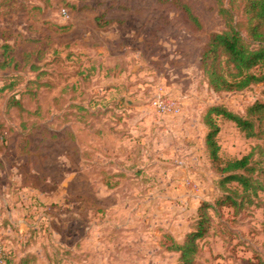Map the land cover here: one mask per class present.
<instances>
[{
    "label": "rangeland",
    "instance_id": "obj_1",
    "mask_svg": "<svg viewBox=\"0 0 264 264\" xmlns=\"http://www.w3.org/2000/svg\"><path fill=\"white\" fill-rule=\"evenodd\" d=\"M162 1L0 0V221L10 214L34 224L22 235L21 248L28 242L39 253L28 264H180L166 248L218 196L205 115L212 107L244 115L264 86L214 93L201 64L210 35L225 30L214 1L181 0L201 28ZM99 16L105 28L95 26ZM116 76L121 91L104 92ZM160 96L176 110L157 111ZM118 99L130 112L109 107ZM216 123L223 159L255 144L233 122ZM107 169L125 176L110 178L118 183L110 191ZM101 202L116 224L109 233H125L115 252L97 247L105 225L78 208ZM263 229L258 218L215 217L196 264H264ZM80 239L87 257L72 249Z\"/></svg>",
    "mask_w": 264,
    "mask_h": 264
},
{
    "label": "trees",
    "instance_id": "obj_2",
    "mask_svg": "<svg viewBox=\"0 0 264 264\" xmlns=\"http://www.w3.org/2000/svg\"><path fill=\"white\" fill-rule=\"evenodd\" d=\"M213 1L219 16L225 21V30L210 35L201 53V64L209 88L214 93H229L241 92L256 85L264 86V0H242L239 15L235 13L233 6L237 3L236 0H228L229 4L227 0ZM162 3L173 4L181 11L184 24L193 23L201 28L192 9L181 0H163ZM103 19V16L96 18L97 28H105L109 23ZM69 28L63 27L62 30ZM108 88L110 87L106 85L102 87L104 91ZM262 95L263 99L248 107L244 115H236L223 107H212L205 115L204 123L209 129L205 148L210 169L216 177L214 184L218 196L203 203L196 228L181 243L174 242L166 248L167 252L178 254L180 264H196L198 241L209 233L215 217H225L228 212L232 218L243 215L253 220L258 218L264 228V91ZM109 105L115 111L119 108L121 113L127 112L126 109L129 108L124 100ZM97 107L100 108L99 105ZM108 113L112 117V112ZM216 117L233 122L246 139L254 140L255 144L249 152L240 158L223 159L220 156L221 147L217 141L220 129ZM85 155L88 162L87 153H83L82 158ZM132 157L133 152H130L129 161ZM111 171L107 169L102 178L103 186L109 190L118 186V183H110V178L116 180L125 177L120 171ZM103 205L101 203L96 207L105 212ZM114 239L117 240V237ZM34 257L27 255L23 261L28 264V259L33 260Z\"/></svg>",
    "mask_w": 264,
    "mask_h": 264
},
{
    "label": "crops",
    "instance_id": "obj_3",
    "mask_svg": "<svg viewBox=\"0 0 264 264\" xmlns=\"http://www.w3.org/2000/svg\"><path fill=\"white\" fill-rule=\"evenodd\" d=\"M118 77L116 76V78L114 80H108L106 82V87H110L107 90H103L104 92H111V91H121V84H124V82H118ZM113 83V81H115ZM101 90V92H103ZM119 101L122 99H118ZM127 103H131L128 100H126ZM131 108H127V112H130ZM120 109L118 108L117 111H119ZM122 111V110H120ZM125 115V114H124ZM129 155L130 153H128V156H126V158L124 159L123 162L128 161L129 164ZM112 165L110 163L111 169L115 170L116 168H112ZM103 188L107 191H110L109 189H107L106 187L103 186ZM102 203V202H101ZM103 204V203H102ZM78 208L80 209L79 211H83L86 212L87 214L89 213V221L90 222H95V223H101L104 224L105 227H103L102 229V233L99 235L98 240L96 239V244L97 247L99 248H105L108 249V247H110V249H112V251L115 252L116 248H122L121 244V240H123L122 236L124 232L118 231L116 229V231H118L116 234L117 240L113 239L115 237L112 236L111 233H109V231L111 232L112 229L115 228V222L111 219L112 217L110 215H108V212L111 208H106L105 212H102L101 210H98V206L91 208L88 207V205L84 204V203H80L78 204ZM83 209V210H82ZM102 212V213H101ZM103 213H106V215H104ZM100 214L104 215V216H100ZM111 220H110V219ZM102 219V220H101ZM16 219H12V216L10 214H8L7 219H1L0 221V234H1V238L3 239V241L6 243L8 249L10 250V256L8 258L7 264H23L24 261L22 260V258H25L27 255H33V256H39L38 254V250L36 249V247L34 245H29L27 247L22 246V235L24 234V232L27 230H29L30 228H32L34 226V224L32 225L31 222L27 223L26 221H22V220H17ZM98 224V225H99ZM96 227H94V229L92 230V232L90 231V234L93 236L94 235V230ZM116 228H119L116 226ZM121 229V228H119ZM122 230V229H121ZM97 234L98 230L96 231ZM125 234V233H124ZM98 236V235H97ZM120 236V237H119ZM119 237V238H118ZM100 239V240H99ZM80 241V246L78 247L77 245L72 248L75 252H77L78 254H85L83 252H85V250H83L82 248H84V243L82 244V239L79 240ZM100 245V246H99ZM102 246V247H101ZM19 248H21L22 250H18ZM99 250V249H98ZM101 254V251H100ZM102 255V254H101ZM84 257H87V255L85 254ZM35 259V257H34Z\"/></svg>",
    "mask_w": 264,
    "mask_h": 264
},
{
    "label": "built area",
    "instance_id": "obj_4",
    "mask_svg": "<svg viewBox=\"0 0 264 264\" xmlns=\"http://www.w3.org/2000/svg\"><path fill=\"white\" fill-rule=\"evenodd\" d=\"M166 102L167 100L160 96L154 98L153 106L157 111H162V112H168L172 109L176 110V107L170 108ZM9 256H10V250L8 249L6 243L1 238V234H0V264H7Z\"/></svg>",
    "mask_w": 264,
    "mask_h": 264
}]
</instances>
